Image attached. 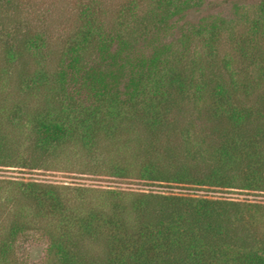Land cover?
I'll list each match as a JSON object with an SVG mask.
<instances>
[{"label": "trees", "instance_id": "trees-1", "mask_svg": "<svg viewBox=\"0 0 264 264\" xmlns=\"http://www.w3.org/2000/svg\"><path fill=\"white\" fill-rule=\"evenodd\" d=\"M193 1L126 0L113 8L92 0L67 54L75 71L89 57L103 60L89 75L94 101L73 100L65 93L68 73L59 71L62 96L31 119L37 148L69 139L92 148L133 135L144 180L264 192V2L242 29L200 25L149 58L131 55ZM198 43L204 55L193 49ZM27 189L35 216L57 221L47 230L49 264H264L260 204L115 192L107 209L76 215L56 187ZM27 228L12 218L0 245L4 262Z\"/></svg>", "mask_w": 264, "mask_h": 264}, {"label": "rangeland", "instance_id": "rangeland-1", "mask_svg": "<svg viewBox=\"0 0 264 264\" xmlns=\"http://www.w3.org/2000/svg\"><path fill=\"white\" fill-rule=\"evenodd\" d=\"M91 1L0 0V245L15 215L28 225L16 237L8 261L0 257V264H49L47 230L57 221L35 216L26 199L28 187H56L69 211L76 215L107 209L115 192L125 199L133 193H172L264 206V192L144 180L133 135L104 139L92 148L74 139L47 150L37 148L31 119L52 106L51 96H62L56 84L59 71L68 73L65 93L73 100L82 106L94 101L89 75L105 66L103 60L89 57L75 71L67 54L79 23L87 18L84 12ZM124 1L105 0L113 8ZM263 2L194 0L183 15L140 41L131 55L149 58L157 48L176 46L185 32L200 25L215 23L231 31L242 29L259 14ZM195 45L193 49L204 55L205 47ZM127 73L120 76L124 80L121 89Z\"/></svg>", "mask_w": 264, "mask_h": 264}]
</instances>
